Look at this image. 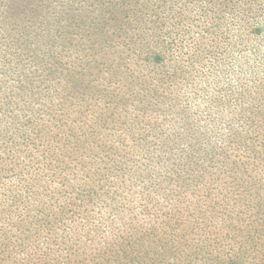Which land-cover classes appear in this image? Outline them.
<instances>
[{"label": "trees", "instance_id": "obj_1", "mask_svg": "<svg viewBox=\"0 0 264 264\" xmlns=\"http://www.w3.org/2000/svg\"><path fill=\"white\" fill-rule=\"evenodd\" d=\"M6 81L16 90L5 92L0 106L13 120L0 121V182L40 208L34 224L49 226L77 209L71 238L49 242L62 246L53 250L65 253L60 264H153L147 244L187 242L195 228L207 238L219 219L229 226L242 214L250 226L236 251L216 258L201 242L181 262L264 264V0H0ZM189 91L218 110L207 131L188 120L182 99L189 102ZM23 94L29 103H48L22 109L19 120L9 109ZM179 116L182 148L170 161L171 137L161 127ZM78 117L85 126L74 124ZM141 158L157 176L135 166ZM122 183L139 185L163 205L139 203L133 221L123 222L131 198L113 190ZM105 191L119 202L106 213L118 208L113 222L122 225L102 231L101 261L77 247L94 238L96 217L105 212L88 206L101 207ZM34 240L0 233V264L17 263L24 250L36 249ZM127 245L141 262L130 259ZM247 245L253 250L243 256ZM32 255L18 264L45 263Z\"/></svg>", "mask_w": 264, "mask_h": 264}, {"label": "rangeland", "instance_id": "obj_2", "mask_svg": "<svg viewBox=\"0 0 264 264\" xmlns=\"http://www.w3.org/2000/svg\"><path fill=\"white\" fill-rule=\"evenodd\" d=\"M105 74H107V71H105ZM108 83V82H106ZM15 83H8L6 82H0V106H2L5 98V92L7 91H14L15 92ZM188 88H191L187 86ZM190 92V91H189ZM191 98H189V102L186 103V99H182V101L189 107L190 114L188 117L189 121H193L194 125L197 128V131H207L212 127V123L210 122L211 116L217 114L218 110H215L214 112L208 108L205 97H202L200 95L191 94ZM31 96L30 94H23V95H17L14 100L11 102V109L14 116H17L20 120V111L25 108H30V106H34L35 108L39 109L44 107V104L48 103L47 100L37 99L34 103H29ZM88 103L90 105L95 104L94 99H91L88 97ZM58 99V98H56ZM55 99V100H56ZM188 100V99H187ZM57 102V101H56ZM87 103V102H86ZM68 106H72V109L77 108L76 100H74V103H67ZM84 108V107H82ZM216 109V108H215ZM75 110H72L74 112ZM35 113L32 111V114ZM131 113V112H130ZM227 113V110L226 112ZM73 114V113H72ZM88 114V113H87ZM2 118V119H1ZM44 119L47 120L46 114H44ZM181 119L182 117L172 118L170 121H168V118L166 119L167 122L162 125L161 130H164L167 135H170L171 139L169 142L168 150L171 149L170 156L168 157V160L174 161L176 160L177 156L180 154L179 150L182 148L178 144V140L180 139L178 135L182 134L184 131L181 130ZM4 120L7 125L11 126L13 120L7 115V113H2V109L0 108V121ZM92 120V119H91ZM88 119V121H91ZM5 124V123H3ZM5 124V125H6ZM74 124L85 126L86 123L81 118H75ZM220 129L222 131H225L226 125L225 123L220 124ZM157 128H159L157 126ZM201 129V130H200ZM195 131V134L196 132ZM120 132V131H116ZM202 132V131H201ZM184 136V135H183ZM168 155V152H167ZM28 164L29 161L27 160ZM149 160L140 159L137 163H135V166L142 168V169H149L151 174L158 175L159 171L156 170L152 165H150ZM167 161H165L166 163ZM163 169V168H162ZM15 176L12 177L14 179ZM10 179V181H12ZM49 183V182H48ZM10 184L7 182H0V233L2 234V238L7 237V240L9 241H17L23 239L26 235H30L31 239L34 240V244H37L36 249L31 251L33 247L30 248V250H24L17 258L18 264L20 260H23L25 262H30L28 259L30 257L33 258V255H40L42 258H44V262L47 263L46 258L50 259L51 261L47 264H60L63 263V257L65 253H55L53 250L57 248L61 249L62 246H57L52 242L53 244H50V241H59V240H69L71 237L70 235L73 232L74 228H78L80 217L78 214H75L77 209H72V211L64 214L62 217L63 220H59L54 218V222L48 226L47 223L41 224V223H33V221L36 218H39V216H42V214L39 213V207L35 204L31 203L32 200L30 199L29 202L23 201L21 198L15 196L12 194V192L9 191ZM111 189V188H109ZM113 190H117L118 192L123 193V195L131 198V208H124L122 211L124 214L127 215L126 219L123 222H129L133 221L132 216L134 217L136 213V210L140 209V207L137 208V205L139 203H146L149 205L151 210H154L157 206L163 205V203L160 200H154L152 196L146 197L142 194V189L139 185H132L127 186L122 184H118L113 188ZM115 198V195L112 194V196L107 195L106 191L103 195H101V207L96 206H88V210H90L93 214H102L105 212V215H99L96 217V222L99 224L98 227H94L97 229V232H95L94 238L89 241L86 245L83 244V246L77 247L82 248L84 251L90 252L96 259H99L97 256H100L101 261H104L105 259V253H101L104 249L105 242L103 240V235L114 232L117 230L116 226L122 225L121 224H115L113 222V218L115 217V214L118 212L113 211L112 214H107L106 212L110 211V205L117 204L119 202L113 201ZM154 204V206H153ZM112 207V206H111ZM133 210V211H132ZM122 214V213H121ZM146 216V215H145ZM245 215L242 214L238 220L235 221V224L225 226L223 225L222 221H217L212 226V232L209 234L207 238L199 237L201 232L195 228L194 235L188 236L187 235V242H182V240L176 239L173 241H167L166 245L164 247L160 246L161 242H154L147 244L146 249H150V254H147L149 256L148 260L151 261L153 264H192V263H184L181 262L182 255L189 252L187 249L190 245H198L201 242L205 243L207 246L208 251L211 252V254H214L216 258H219L223 254H225L227 251L232 252L236 251L241 244L244 243V238H246L244 235H241L245 233V229L250 226V223H247L245 220ZM141 218V216H139ZM22 220L26 221L27 224L24 226ZM155 221V220H154ZM200 221V220H199ZM199 221L197 223H199ZM119 222V223H120ZM197 223L194 226L197 225ZM237 226V227H236ZM29 227V228H28ZM40 228H42L41 234L39 232ZM115 228V230H114ZM51 232H50V230ZM185 227L183 232L181 234L185 235ZM86 230V229H85ZM102 231H106L107 233H102ZM177 230H175L176 232ZM120 231L116 232V235ZM57 234V236H56ZM180 234V233H179ZM178 234V235H179ZM218 234V236H216ZM115 237V236H114ZM57 238V239H56ZM157 246L153 247L152 245L155 244ZM133 245V244H132ZM46 246H49L47 249ZM39 247H42V252ZM100 251H98V249ZM127 248V254L130 255V259H136L137 261L141 262V254L134 253L130 251V245L126 246ZM253 250L252 247L242 248L240 251L244 255H247L249 252ZM36 251V252H35ZM48 251V252H47ZM54 252V253H53ZM95 252V253H94ZM100 252V253H99ZM112 253L110 252L108 254V257H111ZM214 259V261H217V259ZM34 259V258H33ZM202 260V258H201ZM33 262V260H32ZM44 263V264H45ZM3 264H7L3 261ZM41 264V263H40ZM43 264V263H42ZM194 264V263H193ZM198 264V263H195Z\"/></svg>", "mask_w": 264, "mask_h": 264}]
</instances>
